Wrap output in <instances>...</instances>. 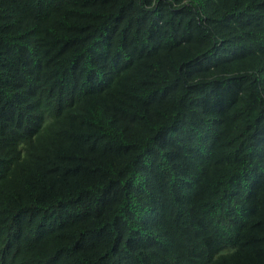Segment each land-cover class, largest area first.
I'll use <instances>...</instances> for the list:
<instances>
[{
    "label": "trees",
    "instance_id": "trees-1",
    "mask_svg": "<svg viewBox=\"0 0 264 264\" xmlns=\"http://www.w3.org/2000/svg\"><path fill=\"white\" fill-rule=\"evenodd\" d=\"M0 264H264V0H0Z\"/></svg>",
    "mask_w": 264,
    "mask_h": 264
}]
</instances>
